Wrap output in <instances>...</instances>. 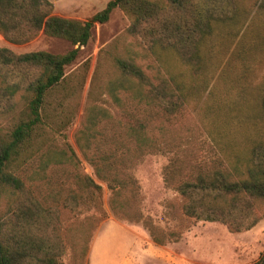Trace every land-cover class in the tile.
<instances>
[{"label":"rangeland","instance_id":"rangeland-1","mask_svg":"<svg viewBox=\"0 0 264 264\" xmlns=\"http://www.w3.org/2000/svg\"><path fill=\"white\" fill-rule=\"evenodd\" d=\"M49 1L54 16L86 21L111 0ZM251 4L244 2L247 15L242 14L240 24L226 25L209 40L205 53L208 91L199 105L186 106L173 121L169 128L175 135L173 144L144 156L128 170L139 189L133 205L140 214L138 220H124L115 214L112 191L97 177L78 141L90 104L109 109L115 118L121 111L141 113L131 97L121 96L123 110L107 95L108 83L118 76L115 57L130 58L143 68L152 64L145 58V46L129 35L130 20L119 8L107 23L96 24L89 43L66 67V76L77 92L63 104L61 95L47 97L44 125L30 149L38 154L19 171L27 190L2 194L1 218L14 215L17 229H27L32 234L29 237L45 236L60 243L62 255L58 259L62 264H256L264 259V202L252 207L253 227L232 231L221 222L188 217L183 208L185 199L175 190L176 183L222 158V143L227 140L236 141L242 153L251 147H264V10ZM0 48L15 54H66L76 47L40 33L20 45L0 34ZM22 108L23 102L12 114L0 115V131L13 130ZM216 117L227 121L224 137ZM111 125L98 128V132L112 134ZM69 148L79 161L78 170L67 163L54 164L45 177L40 174L36 178L46 154ZM171 170L176 180L166 183ZM76 171L100 185V195L82 188Z\"/></svg>","mask_w":264,"mask_h":264},{"label":"trees","instance_id":"trees-1","mask_svg":"<svg viewBox=\"0 0 264 264\" xmlns=\"http://www.w3.org/2000/svg\"><path fill=\"white\" fill-rule=\"evenodd\" d=\"M246 1L264 10V0H111L90 19L78 21L54 16L49 0H0V34L8 42L26 44L43 33L76 47L66 54H15L0 48V115L12 114L23 102L13 130L0 131V199L5 191L27 190L19 171L38 154L30 149L44 125L47 97L61 95L63 104L77 92L66 67L89 43L96 24L107 23L119 8L130 20L129 35L145 46V58L152 64L143 68L130 58L115 57L118 76L108 83L107 95L123 110L121 96L131 97L141 113L121 111L115 118L109 109L90 104L78 141L97 177L112 191L115 214L138 220L140 214L133 205L139 189L128 170L144 156L173 144L175 135L169 130L173 121L186 106L199 105L208 91L205 53L209 40L226 25L240 24L242 14L247 15L242 7ZM215 121L224 137L227 121L221 117ZM107 125L114 127L112 134L98 132ZM222 146V158L176 183L175 190L185 199L188 217L221 222L232 231L250 229L256 223L252 220L254 203L264 202V147L242 153L236 141L227 140ZM63 163L78 170L79 161L71 148L46 154L36 178L45 177L50 166ZM76 172L82 188L100 195V185ZM167 174L166 183L175 182L176 173ZM17 226L14 215L7 220L0 215V264H62L60 243L45 236L29 237L27 229ZM256 264H264V259Z\"/></svg>","mask_w":264,"mask_h":264}]
</instances>
